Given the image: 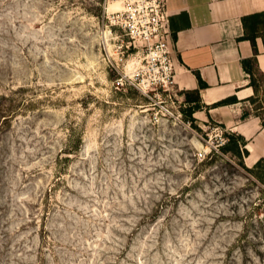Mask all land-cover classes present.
<instances>
[{
	"label": "rangeland",
	"instance_id": "374dc122",
	"mask_svg": "<svg viewBox=\"0 0 264 264\" xmlns=\"http://www.w3.org/2000/svg\"><path fill=\"white\" fill-rule=\"evenodd\" d=\"M119 6L0 0V264H264V167L116 87Z\"/></svg>",
	"mask_w": 264,
	"mask_h": 264
},
{
	"label": "crops",
	"instance_id": "0c3cea01",
	"mask_svg": "<svg viewBox=\"0 0 264 264\" xmlns=\"http://www.w3.org/2000/svg\"><path fill=\"white\" fill-rule=\"evenodd\" d=\"M167 7L179 96L185 99L186 93L200 90L202 109L193 114L195 121L242 136L249 152L244 162L253 168L264 160V124L253 113L243 119L255 96L243 61L255 60L264 76V28L256 39L257 52L245 38L256 24L254 17L264 14V0H167ZM199 79L205 89H200Z\"/></svg>",
	"mask_w": 264,
	"mask_h": 264
},
{
	"label": "built area",
	"instance_id": "2783aa9c",
	"mask_svg": "<svg viewBox=\"0 0 264 264\" xmlns=\"http://www.w3.org/2000/svg\"><path fill=\"white\" fill-rule=\"evenodd\" d=\"M119 9L107 16L111 25L123 31L136 51L132 52V60L123 69L115 66L119 73L115 81L118 89L133 88L148 100L150 105L170 119L182 121L179 111L181 97L176 90V62L170 42L173 35L170 26V13L167 0H114ZM220 141L210 142L207 149L197 154L199 160L221 153L225 145Z\"/></svg>",
	"mask_w": 264,
	"mask_h": 264
},
{
	"label": "trees",
	"instance_id": "16d2710c",
	"mask_svg": "<svg viewBox=\"0 0 264 264\" xmlns=\"http://www.w3.org/2000/svg\"><path fill=\"white\" fill-rule=\"evenodd\" d=\"M254 18L257 20L256 24L254 27L250 29V32L246 33L245 38L252 42L255 48V51L257 52L256 39L259 35L260 30L264 28V14L257 15ZM245 25L247 29V19L245 20ZM243 64H244L245 70L249 73L251 77L250 86L253 87L255 90V96L250 98V102L254 104L257 102L259 98L260 79H262V77L264 78V76L259 75L257 69L255 68V60H244ZM199 81H200V89H205L207 85L201 79H199ZM185 100H186L185 102L190 105L186 112V115L192 118L193 119L192 122L195 123L193 114L196 111H199L200 109H202L200 90H197L191 93H186ZM251 114H252V110H245L243 114V119L249 117ZM256 116L260 117L259 115H256ZM263 124H264V121H263ZM228 138H229V142L226 145L221 147V151H223L226 154L233 153L242 161L243 158H245L249 154L248 150L246 149V145H247L246 140L242 136L234 134V133L229 134ZM241 164L244 165L243 162ZM262 167H264V160L259 161L255 165L254 169L258 170ZM248 171H251V170H248ZM258 178L261 182H264V178H262L263 181L261 180L260 177Z\"/></svg>",
	"mask_w": 264,
	"mask_h": 264
},
{
	"label": "bare ground",
	"instance_id": "6f19581e",
	"mask_svg": "<svg viewBox=\"0 0 264 264\" xmlns=\"http://www.w3.org/2000/svg\"><path fill=\"white\" fill-rule=\"evenodd\" d=\"M117 5V4H116ZM115 9H118V7H115Z\"/></svg>",
	"mask_w": 264,
	"mask_h": 264
}]
</instances>
